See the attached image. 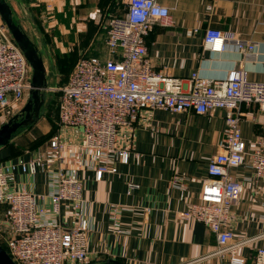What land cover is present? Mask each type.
<instances>
[{"label":"crops","instance_id":"crops-1","mask_svg":"<svg viewBox=\"0 0 264 264\" xmlns=\"http://www.w3.org/2000/svg\"><path fill=\"white\" fill-rule=\"evenodd\" d=\"M6 1L13 18L30 39V31L34 33L35 30L30 14L38 3H51L55 10L72 5L80 9V0ZM159 3L168 8L172 24L162 26L153 22L144 38L147 55L156 71L182 78L187 87L193 72L205 78H225L231 69L240 65L247 70L250 80L264 81V64L259 60L246 61L232 47L221 52H209L203 48L205 29L215 28L254 40L262 50L264 0H159ZM207 6L211 9L208 10ZM79 13L80 10L78 14L75 11L62 14L71 27L60 28L62 36L69 38V31H73L74 26L75 34L79 32L82 36L86 32V17L82 16L84 12ZM91 16L89 13L87 17ZM0 25H5L1 17ZM37 29L44 34L42 28ZM86 35L87 39L82 41L83 52L96 57L106 52L102 59L107 58L105 36V48L101 50L92 47L95 42L92 34ZM50 44L42 42L37 48L44 53L43 61L48 59L52 63ZM63 46L67 48L68 41ZM44 64L47 75L46 61ZM48 110L45 98L40 118L0 148V164L11 175L5 190L29 191L40 196L39 207L49 206L47 174L39 168L31 171L29 163L48 148L52 136L58 135L64 143V163L49 161V165L54 169L64 165L76 172L82 182L83 211L90 225L87 259L79 264H214L220 261L214 254V234L200 222L179 218L178 212L188 202L198 199L201 183L208 177L207 163L220 151L219 143L226 126L222 109L216 108L206 114L140 110L130 128H123L117 135L118 145L130 152L128 163L115 160L116 172L105 173L99 180L95 178L94 169L78 168L68 157L80 142L81 129L60 127L57 114H49L51 119H46ZM240 111L244 115L240 123L241 135L251 148L264 134V110L256 104H242ZM7 119L0 115V125ZM34 139L38 140L33 142ZM228 173L244 185L240 200L231 207L233 238L226 246H235L243 264H264L262 181L251 180L253 169L248 163L231 167ZM173 174L180 175L186 184L183 196L179 188L170 183ZM131 183L137 184V188L127 193ZM114 204L121 208L120 228L123 233H116L111 224L110 209ZM61 219L64 224L71 222L67 210H63ZM0 231L2 246L9 226L2 223ZM228 258L226 253L222 264H230Z\"/></svg>","mask_w":264,"mask_h":264},{"label":"built area","instance_id":"built-area-1","mask_svg":"<svg viewBox=\"0 0 264 264\" xmlns=\"http://www.w3.org/2000/svg\"><path fill=\"white\" fill-rule=\"evenodd\" d=\"M123 10L104 26L108 57H80L66 82L56 88L60 91L59 126L81 129L80 142L68 157L78 168L94 169L99 180L105 173L116 172L115 160L128 163L130 152L118 145L117 135L123 128H130L140 110L206 114L222 109L226 126L220 151L207 163L208 177L201 183L198 199L188 202L178 217L200 222L214 234V254L220 259L214 264H222L226 253L230 264H243L235 246H226L233 238L231 207L240 200L244 185L228 170L248 163L253 169L251 180H261L264 189V134L248 148L240 130L242 104H256L264 110V81L250 80L247 70L239 65L225 78H205L193 72L185 87L182 78L156 71L147 55L144 38L152 23L172 24L168 8L159 0H126ZM229 47L246 61L264 64V44L260 50L254 40L205 29V50L221 52ZM28 72L26 58L6 26L0 25V115L10 118L23 106L30 84ZM48 142V148L29 163L31 171L39 168L47 174L48 207H39L40 196L29 191H6L11 175L0 164V227L2 223L9 226L3 244L15 264H79L87 259L90 225L83 211L82 182L73 169L49 165V161L64 163L65 156L58 135ZM170 183L182 196L185 194L186 184L180 175L173 174ZM134 188L137 184H129L127 193ZM120 209L116 204L110 209L116 233L124 232ZM63 210L69 213V224L61 219Z\"/></svg>","mask_w":264,"mask_h":264},{"label":"rangeland","instance_id":"rangeland-1","mask_svg":"<svg viewBox=\"0 0 264 264\" xmlns=\"http://www.w3.org/2000/svg\"><path fill=\"white\" fill-rule=\"evenodd\" d=\"M74 2V0H73ZM126 0H80L79 8H76L75 5H72L70 7H64V10H55L54 6L51 3L46 2H40L36 7H34L32 10V25L34 26V33H31L30 31V37L32 39V42L35 43V45L40 48L42 45V42L46 45L50 44V54L52 57V60H54L52 63L48 61V59H45L46 66L48 68V84L50 85L47 93H46V104L51 103L53 106L51 107L50 114L52 116H55L54 114H57L58 118V109L57 104L59 100L60 91L56 90V88L61 87L62 82L66 81L70 70L72 69L75 62L83 55L89 56L90 54H86L83 52L82 47V41L87 39V35L84 34L81 36L78 33L75 34V26L72 28L73 31H69L70 36H73V39L69 36V38H66L62 36L60 28L62 27H70V23H67L62 18V14L65 12L72 13L75 11V14H78V11L84 12L82 16L86 17V26L89 25V29L92 33V38L95 39V42L92 47L97 49H104V33L105 29L104 26L109 18L113 16H119L124 13V6H125ZM72 9V11L70 10ZM89 13H92L91 17H87ZM73 25H76L75 22H73ZM38 27L42 28V34L39 33L40 31L37 29ZM62 36V37H61ZM81 40V45L79 44V41ZM68 46L65 48L63 45L67 44ZM78 42V43H77ZM70 44V45H69ZM60 45V47H59ZM63 46L64 48H61ZM81 50V52H80ZM79 53V54H78ZM106 53V52H105ZM99 54V57L104 58L106 54ZM57 54V55H56ZM61 58V62L64 63V67H61L63 65L60 62H56L55 59H58V57ZM64 55L69 56L68 58L73 60V62L67 64V61H63L66 57ZM79 55V56H78ZM72 56V57H71ZM74 58V59H72ZM29 66V64H28ZM32 77V69L29 66V72H28V82L30 83ZM29 96V89H26L24 93V101L26 102ZM24 102V104H25ZM46 113V112H45ZM9 119V118H8ZM7 119V120H8ZM47 119V118H46ZM6 120V121H7ZM4 121V122H6ZM30 127V126H29Z\"/></svg>","mask_w":264,"mask_h":264},{"label":"water","instance_id":"water-1","mask_svg":"<svg viewBox=\"0 0 264 264\" xmlns=\"http://www.w3.org/2000/svg\"><path fill=\"white\" fill-rule=\"evenodd\" d=\"M0 17L4 21L12 40L23 53L32 69L27 101L16 114L0 125L1 148L40 118L45 108V98L49 84L43 61V51L38 50L35 43L23 31L19 22L13 18L12 9L6 0H0ZM32 109L33 114L30 113ZM21 113H25V116L19 120L18 115ZM0 264H15L1 245Z\"/></svg>","mask_w":264,"mask_h":264},{"label":"trees","instance_id":"trees-1","mask_svg":"<svg viewBox=\"0 0 264 264\" xmlns=\"http://www.w3.org/2000/svg\"><path fill=\"white\" fill-rule=\"evenodd\" d=\"M103 1V0H102ZM87 33H91V31H90V29H89V25H87V30H86V32H85V34H87ZM92 34V33H91ZM57 55V54H56ZM66 58L63 60V61H67V64H69V63H71V62H73V60H71V62H70V59L68 58L69 56H67V55H64ZM79 56V55H78ZM83 56H87V55H83ZM72 57V56H71ZM82 57V56H81ZM61 58L62 57H60V55H59V57H58V59H55V61L56 62H60V63H62L61 62ZM72 59H74V58H72ZM54 61V60H53ZM63 65H61V67H64V63H62ZM74 66V65H73ZM73 68V67H72ZM72 70V69H71ZM70 70V71H71ZM70 73V72H69ZM67 80V79H66ZM66 81H63L62 82V84L61 85H63L64 83H65ZM53 105L50 103H48V108H49V110H52L51 109V107H52ZM46 111V113H45V117L49 120V119H51L50 117H49V114H50V111ZM50 135V132L47 134V136H49ZM38 139H34L33 140V142H35V141H37ZM5 208V205H2V207H1V210L2 209H4ZM2 247L5 249V247H4V245L2 244Z\"/></svg>","mask_w":264,"mask_h":264},{"label":"flooded vegetation","instance_id":"flooded-vegetation-1","mask_svg":"<svg viewBox=\"0 0 264 264\" xmlns=\"http://www.w3.org/2000/svg\"><path fill=\"white\" fill-rule=\"evenodd\" d=\"M30 113L32 114L34 113L33 109L30 111ZM24 116H25V113H21L20 115H18V119L21 120L24 118Z\"/></svg>","mask_w":264,"mask_h":264}]
</instances>
